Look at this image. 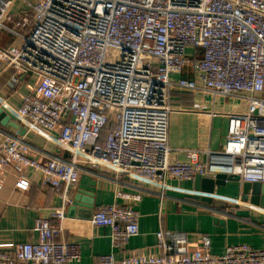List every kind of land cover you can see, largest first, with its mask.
Returning a JSON list of instances; mask_svg holds the SVG:
<instances>
[{
    "label": "built area",
    "instance_id": "1",
    "mask_svg": "<svg viewBox=\"0 0 264 264\" xmlns=\"http://www.w3.org/2000/svg\"><path fill=\"white\" fill-rule=\"evenodd\" d=\"M14 1L0 0V29L9 21L15 39L0 47V71L11 69L13 84L19 76L35 81L17 107H7L67 157L43 155L0 127V193L5 172L26 191L32 170L58 199L34 219L37 240L0 250V264H82L80 244L56 238L84 166L147 181L160 199L169 180L212 172L264 183V0H22L27 10L9 16ZM188 62L192 76L175 79ZM177 88L242 97L246 109L231 115L242 129L231 130L217 153L189 150L179 160L168 144ZM117 196L122 202L89 218L110 229L111 251L97 264H264V248L228 244L214 254L207 235L189 241L186 232L162 228L154 246L118 257L139 233L140 196Z\"/></svg>",
    "mask_w": 264,
    "mask_h": 264
},
{
    "label": "crops",
    "instance_id": "2",
    "mask_svg": "<svg viewBox=\"0 0 264 264\" xmlns=\"http://www.w3.org/2000/svg\"><path fill=\"white\" fill-rule=\"evenodd\" d=\"M26 10V3L17 0L10 8V13ZM3 24L0 29L2 46L15 41L10 32V22L5 21ZM191 53L192 50L188 48V56ZM12 75L11 69L0 71V103L4 107H17L27 92V86L35 81V77L19 76L18 83L13 84ZM191 76L188 62L184 72L173 77ZM171 101L176 110L169 115L168 144L179 160H187L186 153L189 150L217 153L231 130L242 129L241 122L238 125L231 116L246 109L242 97L215 96L198 89L189 91L177 88L171 92ZM19 124L26 129L25 124ZM5 129L17 134L11 128ZM24 137L39 148L43 155L67 157V152L58 151L52 136L45 132L26 129ZM201 155L205 160L206 155ZM217 173L212 172L204 177L215 178ZM25 174L30 181L26 191L14 188L16 175L13 171L5 172L1 177L0 250L12 249L16 243L36 241V234L32 231L34 219L48 215L58 205L56 195L41 184L38 173L27 170ZM153 190L147 181L117 180L108 170H91L84 166L77 185L71 191L72 198L79 196V200L71 214L70 205L66 207V217L60 222L61 232L56 240L79 243L82 264H97L100 254L111 251L108 237L110 229L90 225L89 218L101 205L122 202L117 193H128L140 196L134 203L139 213V233L118 251V257L132 250L154 246L155 233L159 228L186 232L189 241L207 235L210 251L214 254L222 253L228 244L247 243L255 248H264V207L257 204L264 195V183L256 196L257 202H253L251 189L243 193L240 180H226L224 185L215 186L212 193L196 189L194 179L182 182L169 180L162 199ZM206 195L210 197L209 201L198 198Z\"/></svg>",
    "mask_w": 264,
    "mask_h": 264
},
{
    "label": "water",
    "instance_id": "3",
    "mask_svg": "<svg viewBox=\"0 0 264 264\" xmlns=\"http://www.w3.org/2000/svg\"><path fill=\"white\" fill-rule=\"evenodd\" d=\"M0 127L2 128H11L17 132L18 135L24 136L25 134V127L21 126L14 115L10 112V110L7 107H4L0 105ZM228 180L232 181H238L239 177L237 175L232 174H226L225 172H218L215 175V178H206L197 175L194 178V185L195 188L198 190H202L208 193H212L215 186H221L224 185V182ZM262 183L261 182H242V189L243 193L246 194L251 189V194L254 195L253 202H257L256 196L261 191ZM78 193H82L81 191H78ZM88 196H91L89 193H83ZM198 198L209 201L210 197L208 195L206 196H198ZM77 200H79V196H74L72 200V204L69 207V214H71V211L73 208L77 205ZM257 204L260 205V207H264V195H262L260 202Z\"/></svg>",
    "mask_w": 264,
    "mask_h": 264
},
{
    "label": "trees",
    "instance_id": "4",
    "mask_svg": "<svg viewBox=\"0 0 264 264\" xmlns=\"http://www.w3.org/2000/svg\"><path fill=\"white\" fill-rule=\"evenodd\" d=\"M12 14H13V13H9V16L12 15ZM10 25H11V23H10ZM4 46H5V45H4ZM0 47H2V45H0Z\"/></svg>",
    "mask_w": 264,
    "mask_h": 264
},
{
    "label": "rangeland",
    "instance_id": "5",
    "mask_svg": "<svg viewBox=\"0 0 264 264\" xmlns=\"http://www.w3.org/2000/svg\"><path fill=\"white\" fill-rule=\"evenodd\" d=\"M174 112V111H173Z\"/></svg>",
    "mask_w": 264,
    "mask_h": 264
}]
</instances>
